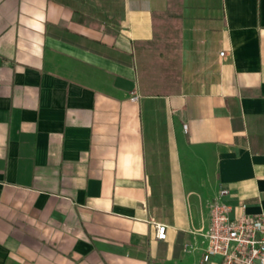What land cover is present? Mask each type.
I'll return each mask as SVG.
<instances>
[{"label":"crops","instance_id":"1","mask_svg":"<svg viewBox=\"0 0 264 264\" xmlns=\"http://www.w3.org/2000/svg\"><path fill=\"white\" fill-rule=\"evenodd\" d=\"M220 188L264 213V0H0V264H200Z\"/></svg>","mask_w":264,"mask_h":264},{"label":"built area","instance_id":"2","mask_svg":"<svg viewBox=\"0 0 264 264\" xmlns=\"http://www.w3.org/2000/svg\"><path fill=\"white\" fill-rule=\"evenodd\" d=\"M227 193L226 188H220L209 204V228L204 234L206 245L200 264L214 257L219 258L218 264H264V213L249 215L242 211L232 216L231 206L221 200ZM166 229L164 224H155V237L164 240Z\"/></svg>","mask_w":264,"mask_h":264}]
</instances>
